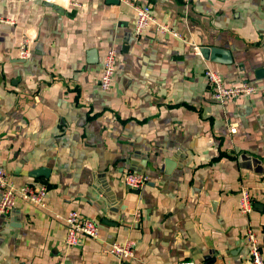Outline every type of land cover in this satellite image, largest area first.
Segmentation results:
<instances>
[{"label":"crops","instance_id":"0c3cea01","mask_svg":"<svg viewBox=\"0 0 264 264\" xmlns=\"http://www.w3.org/2000/svg\"><path fill=\"white\" fill-rule=\"evenodd\" d=\"M129 1L179 36H136ZM0 16V167L16 186H47L45 207L18 199L0 214V264H250L247 223L264 255V95L218 102L204 77L264 82V0H0ZM125 169L147 184L125 185ZM71 209L99 240L65 245ZM127 239L128 260L101 252Z\"/></svg>","mask_w":264,"mask_h":264},{"label":"built area","instance_id":"2783aa9c","mask_svg":"<svg viewBox=\"0 0 264 264\" xmlns=\"http://www.w3.org/2000/svg\"><path fill=\"white\" fill-rule=\"evenodd\" d=\"M129 5L135 11L133 33L136 36L142 34L148 27H153L160 34L172 33L179 36L178 32L166 23L158 22L148 4H138L129 1ZM11 22L7 18L0 16V22ZM29 40L22 37L19 45V56L26 58L29 56ZM195 51L200 53L196 45H192ZM116 50L108 49L102 56L100 74L98 78L99 87L107 90L111 87L115 70ZM204 77L208 83L211 97L218 102L234 100L240 96L253 94L264 95V82L254 83L251 81H241L235 85H226L220 73L210 67L204 69ZM233 130V129H232ZM122 182L134 189H140L147 184L149 178L144 172L125 169L121 173ZM47 186L43 183H24L16 186L12 183L6 172L0 167V214L5 215L11 210L18 199L36 207H45ZM253 209V198L249 188L241 186L239 190L238 211L245 217H249ZM66 234L64 243L71 246L76 245L81 237L99 240L100 231L97 222L89 217L81 215L77 210L71 209L64 217ZM244 240L248 248L250 264H264V255L261 250L257 231L252 225L247 223L244 230ZM134 242L130 239L123 242H114L101 247L102 253L116 256L121 261L128 260L133 256ZM177 264H195L191 260H182Z\"/></svg>","mask_w":264,"mask_h":264},{"label":"water","instance_id":"95a60500","mask_svg":"<svg viewBox=\"0 0 264 264\" xmlns=\"http://www.w3.org/2000/svg\"><path fill=\"white\" fill-rule=\"evenodd\" d=\"M219 53H222V52H219ZM42 172H43V173H42ZM32 173H33L34 175H45V173H44V169H42V168L35 169ZM102 182H103V185H107L106 180H102ZM107 190L110 191L109 188H107ZM136 190H137V189H136ZM110 194H111V197H112V196H113L112 191H110Z\"/></svg>","mask_w":264,"mask_h":264}]
</instances>
